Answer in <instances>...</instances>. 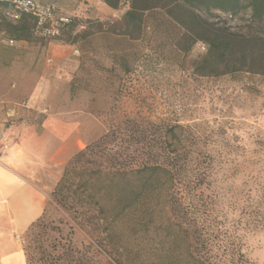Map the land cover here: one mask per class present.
Instances as JSON below:
<instances>
[{
    "label": "rangeland",
    "instance_id": "1",
    "mask_svg": "<svg viewBox=\"0 0 264 264\" xmlns=\"http://www.w3.org/2000/svg\"><path fill=\"white\" fill-rule=\"evenodd\" d=\"M37 1L78 25L10 43L0 6V131L26 124L40 135L49 128L37 141L45 162L37 182L52 186L39 218L49 238L80 249L96 239L99 264H264V74L253 66L199 75L203 47L182 51L178 29L148 12L144 28L128 33L121 19L128 1L116 8L103 0ZM218 16L209 20L264 40L250 9ZM90 144L92 163L73 166L63 207L51 192ZM53 146L60 149L57 169L47 157ZM150 146L173 176L160 172L133 201L142 178L114 165L145 161ZM82 216L106 223L89 230Z\"/></svg>",
    "mask_w": 264,
    "mask_h": 264
},
{
    "label": "trees",
    "instance_id": "2",
    "mask_svg": "<svg viewBox=\"0 0 264 264\" xmlns=\"http://www.w3.org/2000/svg\"><path fill=\"white\" fill-rule=\"evenodd\" d=\"M39 4H49L54 8L55 16L66 17L67 22L61 24L58 28L61 32L70 31L75 25H78L75 17L68 16L58 10L55 6L47 1L33 0ZM107 5L113 8L119 6L122 1H128L130 7L122 15V24L130 32L139 33L145 26L143 14L148 12V16H157L160 25L172 26L177 31V37L174 39L176 47L184 52L192 50L194 44H198L205 50L201 57L196 60L194 70L201 76H220L224 73H233L238 70L247 69L252 71L253 66L259 72L264 74V40H247L243 35L235 34L228 30L225 26H218V22L209 20V17H219L218 15L226 14L236 17L239 13L250 9V16L263 23L264 26V0H103ZM0 6L4 8V14L8 17L9 12L13 9L11 0H0ZM203 12L205 17L200 14ZM15 23H13V22ZM2 25L1 30L10 37V41L27 40L29 35L34 34L36 22L28 13H20L15 20H10ZM1 24V23H0ZM117 29H115L116 31ZM125 34H127L125 32ZM14 38V39H13ZM251 42V44H250ZM259 43V44H258ZM252 46H250V45ZM261 46V50L258 49ZM263 48V49H262ZM173 133V128H170ZM174 134V133H173ZM108 137L105 134L99 139V142H105ZM98 144V143H96ZM93 145H88L85 149L79 150L74 157L64 166L62 175L55 188L51 192V196L61 206L66 207L67 201L63 198L62 192L67 186L70 179L73 166L75 163L83 160L84 163H92V155L96 153ZM148 156L145 161L127 166L126 163L114 165V170L132 171L142 178L141 188L136 192L133 201H137L145 188L152 183H158L160 172L172 173L164 164L157 161L158 153H155L153 146L148 147ZM175 151V149H174ZM93 153V154H92ZM92 154V155H91ZM109 161L115 160L111 155ZM181 166V165H180ZM177 168V167H175ZM174 172L178 170L174 169ZM173 176V173H172ZM62 197V198H61ZM137 198V199H136ZM133 202L125 205L123 209L132 205ZM116 214V217L120 216ZM40 218V217H39ZM37 219L28 226L27 236L22 242V248L25 254V262L27 264H99L98 245L96 239L85 245L83 248H76L71 242H56L55 239L49 238L50 229ZM84 225L89 230L95 229L96 224L100 220L91 219V217H80ZM101 223H106L105 221ZM107 225V224H106ZM117 263L121 264L120 260ZM109 264V262L105 263Z\"/></svg>",
    "mask_w": 264,
    "mask_h": 264
},
{
    "label": "crops",
    "instance_id": "3",
    "mask_svg": "<svg viewBox=\"0 0 264 264\" xmlns=\"http://www.w3.org/2000/svg\"><path fill=\"white\" fill-rule=\"evenodd\" d=\"M48 130L45 125L38 135L30 126L19 124L0 131V145L4 147L0 155V264H27L20 234L42 215L48 199L45 191L52 189L37 182L45 164L38 157L37 141L49 134ZM47 155L57 169L54 159L59 157L60 149L53 146ZM57 179L54 176L53 183Z\"/></svg>",
    "mask_w": 264,
    "mask_h": 264
},
{
    "label": "built area",
    "instance_id": "4",
    "mask_svg": "<svg viewBox=\"0 0 264 264\" xmlns=\"http://www.w3.org/2000/svg\"><path fill=\"white\" fill-rule=\"evenodd\" d=\"M11 4L13 9L9 12L8 18L15 20L20 13L30 14L36 22L34 33L41 36H54L59 26L67 22L66 17L55 16L54 8L49 4H39L33 0H11ZM3 150L4 147L0 145V155Z\"/></svg>",
    "mask_w": 264,
    "mask_h": 264
}]
</instances>
